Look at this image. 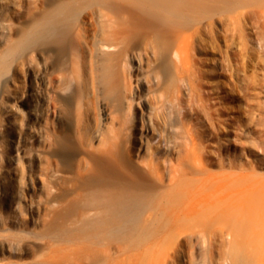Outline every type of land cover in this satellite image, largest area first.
<instances>
[{"label":"bare ground","instance_id":"bare-ground-1","mask_svg":"<svg viewBox=\"0 0 264 264\" xmlns=\"http://www.w3.org/2000/svg\"><path fill=\"white\" fill-rule=\"evenodd\" d=\"M16 2L0 0V82L20 71L19 58L29 50L52 47L71 58L72 68L64 66L48 82L75 97L78 140L94 158L79 163L90 180L52 226L77 239L74 264H162L174 237L190 245L208 239L211 247L213 238L222 237L232 264H264V156L220 172L206 169L200 157L197 162L192 155L187 158L190 153L182 148L177 149V166L171 157L180 133L185 141L191 139L186 128L188 90L176 83L186 66L190 36L215 24L228 31L230 19L234 30L242 31L254 16L264 17V0H45L42 7L25 8L27 17L19 24L12 19ZM141 54L147 57L152 110L138 128L147 142L144 168L131 172L118 162L123 130H113L106 143L94 146L85 139L82 119L85 99L91 100L88 93L94 98L88 111L95 109L96 115L84 127L86 133L104 134V104L119 119L128 108L136 109L125 91L131 87L133 60ZM17 93L22 101L19 89ZM137 121L135 116L133 130ZM132 139L139 137L133 132ZM157 251L165 256L161 261L154 258Z\"/></svg>","mask_w":264,"mask_h":264},{"label":"rangeland","instance_id":"rangeland-1","mask_svg":"<svg viewBox=\"0 0 264 264\" xmlns=\"http://www.w3.org/2000/svg\"><path fill=\"white\" fill-rule=\"evenodd\" d=\"M45 3L17 0L13 21L19 24L27 17L25 8ZM250 20L242 31L234 30L230 19L228 31L215 24L213 29H196L190 36L184 52L186 66L176 83L188 90L186 128L191 139L180 137L181 124L175 125L180 133L171 155L175 166L181 162L180 148L190 153L187 158L192 155L197 162L200 157L206 169L215 172L238 163L248 166L264 156V17ZM18 64L20 71L0 82V264H74L77 239L52 226L66 203L90 180L79 163L94 158L78 140L75 97L48 82L64 66L71 69L72 59L61 57L52 47H40L27 51ZM133 65L131 87L125 95L137 104L136 109L126 108L119 119L104 104V134L86 133L84 127L96 115L95 109L88 111L94 100L88 93L91 100L84 102L82 130L85 139L101 146L113 130L122 129L118 162L136 172V167L144 168L147 151L145 133L138 128L148 122L152 108L147 102V57L141 54ZM18 89L22 101L15 97ZM173 105L178 111L179 106ZM135 116L139 121L133 130ZM158 127L163 130L160 119ZM133 132L139 139H132ZM152 141L161 146L156 139ZM214 241L212 247L208 239L190 245L183 237H174L162 264H232L225 238ZM162 254L157 251L154 258L161 261Z\"/></svg>","mask_w":264,"mask_h":264}]
</instances>
